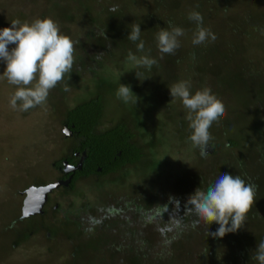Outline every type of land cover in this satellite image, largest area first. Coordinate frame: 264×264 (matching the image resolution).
<instances>
[{
    "label": "trees",
    "instance_id": "16d2710c",
    "mask_svg": "<svg viewBox=\"0 0 264 264\" xmlns=\"http://www.w3.org/2000/svg\"><path fill=\"white\" fill-rule=\"evenodd\" d=\"M44 1L46 4L45 12H48V14L44 15V12L39 17L47 16L53 18L62 26L60 29L64 28V34L66 30L76 25L75 17H79V14L85 20L83 26L85 31L81 32L78 38L73 36L74 41H80L75 47L81 52V57L79 55L75 56V64L70 78L83 79L80 74L82 71L85 72L86 68L91 73L90 77L94 76L96 71L110 74V80L116 81L112 83V89L107 93L113 92L114 89L117 90L121 83L129 85L133 95L138 97L137 103L144 100V106L147 108L148 105H151L154 112L158 114L157 109L164 103V99L171 96L169 87L178 81L187 80L186 76L175 73L177 72L175 70L185 66L183 64L185 63L189 64V71L194 75L193 79L189 81L198 90L205 87L213 88L217 85L225 86L223 82L227 79L230 80L228 87L231 90L242 91L248 89L251 94L247 96L245 101L241 102L242 111H253L257 114L253 118L251 114L246 113L250 118L249 126L257 125L255 123L257 121H262L264 124V60L262 57L264 53V0H192L190 6L187 5V0H169L165 2V5L164 3L160 4L162 0H106L101 2L96 0H73L70 4L69 0L66 2L68 3L67 6L71 7L72 4H76V7L71 9V13L66 9V6H63L64 3L62 4L61 0V2L57 0ZM95 1L96 5L100 6L98 10L93 5ZM33 3L34 0H24L22 10H20V7L17 8V14L14 19L21 20L24 18V12L28 13ZM193 10L199 11L203 15V26L210 28L215 33L216 39L214 42L209 41L200 45L192 44L196 24L188 19V13ZM130 22L132 24H140V39L145 44L143 52L137 51L136 43L139 41L133 43L127 39L128 35H124L128 30L130 32L131 28L120 32L115 31L116 26ZM169 22L183 28L185 31V35L179 38L180 47L175 54H162V63L156 56L155 59L158 63L151 70L147 68H139L137 71L130 70L129 67L133 66L128 64L130 62L127 59L129 51L133 54L138 52V56L148 55L154 58L153 48L157 44L155 34L160 28L168 27ZM104 32L105 35L103 34ZM186 38L188 41H185ZM258 51L261 53L255 54ZM97 55H99V58H97ZM248 55L251 56L246 57ZM111 61H115L114 64H109ZM160 65L163 69L159 70V72L163 73L166 80L156 83L155 73ZM129 72H132V74ZM136 72L141 74L140 79L136 76ZM70 78L66 75L63 82ZM66 84H70V82ZM155 87L157 90L163 91L161 99L155 100ZM107 93L98 92L96 96H92L88 100L82 101L64 111L63 123H67L68 126L73 125L76 129H90L84 130L87 142L78 148L81 151L85 149L87 154L83 169L84 173L91 174L96 167H101V172L97 176L102 177L104 174L117 173L120 174L122 179L127 172H132V169L137 171L139 165L141 166L140 169L143 170L149 164L152 152L160 150L162 144L155 143L150 139L145 140L142 134H134L131 131L133 126L143 123L142 113L135 108L137 103L132 106L135 109L133 113L134 119L126 118L125 121L121 119L106 131L98 132L94 129L92 130V126L101 125L104 112L103 101ZM139 96L143 97L139 98ZM167 112V109H165L158 114L161 124L163 123L161 118H169L166 115ZM169 122L171 125L169 132L172 135L173 142L175 140L180 141V139L182 141L184 138L181 136L185 135L187 138L190 136L189 122H187L185 117L180 122H175L173 119H170ZM187 132L188 134L186 135ZM136 135L142 139L141 144L134 139ZM255 135V140L251 145L244 144L239 137L234 136L232 139H228V146L238 148V151L233 154V157L229 156V159L224 162L225 165H221L225 171L231 170L229 174L240 175L247 183L253 184L257 189L255 204L247 214V221L242 227L249 233L241 241L237 242L236 237L232 239L234 237L232 236V234L234 235L233 232L227 233L222 238L207 236L208 231L210 233L215 232L219 225L213 222L207 226L201 222L194 228L193 221L197 218L194 214L187 212L188 199L196 189L202 188L206 190L219 177L220 172H223L221 168L216 170L215 164L207 165L208 171L205 172V167L201 174L200 169L196 175H185L177 179L181 186L175 188V193L177 198L179 197L178 200H183L184 206H186L183 217H179L177 214L174 217L162 210L163 207L167 208V204L170 202L168 199L165 203L154 208L153 203L149 201L139 203V200L130 198L128 201L125 200L123 207L117 206L119 209L116 210V214L113 212L111 215L104 214L103 217L105 219L111 218L113 221L111 223L109 221L102 222V233L107 238L112 237L111 240L115 243L117 238L115 230H117L119 238L121 236V240L124 239L126 245L128 232L135 239L142 236L140 231L129 227L131 212H137L138 216L145 217L148 212L156 211L161 216H166L167 214L178 226H184L182 230L175 227V238L170 239L171 246L167 253L168 255L174 252L177 245L175 243L179 239L187 241L188 236H193L194 240L201 243V248L195 246V251L189 252L193 253L191 256L193 260L189 261H192L190 264H258V261L252 258L258 243L252 240L254 230L251 231L249 222L251 220L258 219L260 221L264 219V143L257 142L256 138L258 136L257 134ZM181 141L179 145L182 143ZM209 147L216 152L217 146L214 143L210 142ZM173 149L174 147H172ZM108 155L116 156L110 164L106 160ZM143 157H146V159ZM200 160L203 161L201 152ZM252 160L261 163V169L251 168L248 170L246 163ZM125 165L128 166L123 168ZM184 178H186V181ZM176 183L177 181L174 184ZM171 200L175 199L172 198ZM177 217L182 219V221L176 219ZM112 228L114 230H110ZM155 231L157 230L154 229ZM157 235L155 232V237L161 240V236ZM148 241H151V238H143L144 243ZM217 242L225 243L219 245L218 251L215 246ZM129 246L126 245L120 249L117 243L115 249L119 251L117 253L125 252V249ZM128 252L129 254L126 256L128 264H150L151 262L150 259H144L145 255L141 253L139 246L138 248H131ZM198 257L199 261L197 262Z\"/></svg>",
    "mask_w": 264,
    "mask_h": 264
},
{
    "label": "rangeland",
    "instance_id": "374dc122",
    "mask_svg": "<svg viewBox=\"0 0 264 264\" xmlns=\"http://www.w3.org/2000/svg\"><path fill=\"white\" fill-rule=\"evenodd\" d=\"M24 0H0V28L10 27L11 21L17 14V8L22 10V3ZM62 1L63 6L70 11L76 7V4H72L71 7L67 6L69 0H57ZM73 0H70L69 4ZM98 2L106 0H96ZM94 7L98 10L100 6ZM169 0H162L160 4L168 2ZM192 0H187V5L190 6ZM149 3V2H148ZM46 10V4L44 0H34L31 10L24 12V18L21 21L31 22L35 18L41 16ZM50 11V10H49ZM74 11V10H73ZM48 14V12H45ZM76 14V12H75ZM74 14V15H75ZM76 25H73L70 29L66 30L65 34L73 39L79 37L83 29L85 20L83 16L79 14V17H75ZM87 22V21H86ZM60 25V23H59ZM132 23H124L115 27V31H123L128 28H132ZM62 26L60 25V28ZM64 34V28L60 29ZM129 30L124 35H129ZM185 41H188L187 38ZM77 46V44L75 45ZM150 46V42H149ZM12 47L11 45L9 46ZM154 58L157 56L160 63H162V53L158 50L157 44L154 45ZM263 51V50H261ZM119 52V51H117ZM261 52H255L260 54ZM139 57L138 52L134 53ZM75 56L81 57V52L75 47ZM248 55L246 57H250ZM152 57V56H151ZM264 60V53L262 55ZM115 61L109 62L114 64ZM259 63V62H258ZM133 67H129L132 71H137L139 67L135 68L132 62L128 63ZM185 66H181L179 70H175L177 75L186 76L187 80H192L194 75L189 71V64L183 63ZM5 63L0 61V264H128V260L124 254L117 253L115 246L119 244L120 249L126 245H130L125 249V252L134 247L138 248L141 253L145 255L144 259H150V264H190L189 262L193 258L195 246L201 248L199 241L194 240L193 236H188L187 241L185 239H179L175 244L174 252L169 253L170 241L160 240L157 237L151 238V241L143 242V237H134L128 232L125 240L119 238V232L115 230L117 238L115 243L112 237L102 239V229L95 230L87 228L88 232L84 234L80 233L79 228L74 226H66L61 235L67 234V231H71L69 234H74L69 240H63V242L57 241V243L48 241L44 234L45 229L41 232H36L27 237H19L16 242H13L19 229L18 226H12L11 221L21 216V197H18V191L23 190L26 184L32 182L40 183L49 179L52 181V171L54 167L52 162L60 155L64 154L67 143L64 141L61 128L63 126V112L74 107V105L84 102L96 96L98 92L107 93L112 89V83L116 80H110V74H105L101 71H96L95 75L90 77L91 73L86 68V71L81 72L83 79L78 80L75 78L67 79L65 82H70V91L65 92V82H60L55 88H53L47 98V101L35 108H32L26 112L14 110L10 106V98L15 92L16 88L10 85L6 79L2 77ZM163 69L160 65L155 73V82L165 81L163 73L159 70ZM132 74V72H129ZM229 78V77H228ZM66 79V78H65ZM64 79V80H65ZM100 79V80H95ZM191 82V81H190ZM230 80L223 82L225 86L217 85L216 87H209L211 92L220 99L225 105L227 112L225 117L217 125L214 124L211 128L213 140L216 147V152L212 148H208L206 156H203V161L200 160V149L194 147L191 141L184 135V138L179 145L180 141L173 142L172 135L170 134V119L175 122L186 117V109L179 98L167 97L164 99L161 107L157 109L159 114L163 110L167 109V119H163V123L159 122V115L156 114L151 105L147 108L144 106V100H141L136 104V110L142 113V121L138 126H133L131 131L134 134L143 135L145 140H153L155 143H161V149L153 151L150 162L141 170L139 165L137 171L132 169V172H128L124 176V180L121 179L120 174L96 177L91 179L86 178L81 180L74 192L70 195H65L68 201L73 206L79 207L83 203H88L91 207L104 211L106 206L99 207V205L116 206L117 203L122 204L125 200L137 199L139 202L149 201L154 204L155 200L162 199L163 197H169L176 195L175 188H179L181 183L178 178L185 175H196L200 170V174L208 171L207 165L216 166V170L225 165L224 162L230 157H233L238 151V148H231L228 146L227 140L232 137H239L246 145H251L255 140V134H257V142L264 143V124L262 121L255 122L257 125H250V118L246 113L251 114L254 118L257 114L253 111L243 112L241 102L245 101L250 91L248 89L237 91L231 90L228 87ZM198 90L191 83V91L195 93ZM116 89L113 92H109L105 95L103 101V116L101 119L102 128L107 126H113V124L121 119L125 121L126 118L134 119L131 102L124 103L118 99L115 95ZM163 96L162 90L154 88L155 100L161 99ZM143 97V96H142ZM139 96V98H142ZM253 107V106H252ZM186 119V118H185ZM187 120V119H186ZM127 121V120H126ZM188 122V121H187ZM191 130V129H190ZM192 131V130H191ZM254 132V134H253ZM180 134V133H179ZM188 132L186 133V135ZM255 135V136H254ZM134 139L141 144V138L137 135ZM174 143V146H173ZM256 143V142H255ZM172 147L174 149L172 150ZM170 151V152H168ZM145 153V149H144ZM146 159V157H143ZM177 158V159H174ZM222 165V166H221ZM249 169H261L262 164L256 160L246 163ZM220 173H229L222 169ZM219 173V172H218ZM52 176V177H51ZM186 181V178H184ZM175 181H177L176 184ZM184 184V183H183ZM28 186V185H26ZM175 186V187H174ZM109 193L108 195H106ZM168 194V195H167ZM167 195V196H166ZM22 196V195H21ZM105 198V200H100ZM178 200H172L177 202ZM71 204V205H72ZM63 205L66 206L65 202ZM70 205V206H71ZM67 207L64 210V214H68L74 210V207ZM98 206V207H97ZM123 206V205H122ZM176 206L173 204V209ZM92 208V209H93ZM131 212V211H130ZM86 213H90V210L82 211L81 215L85 216ZM96 213V210H95ZM76 214L80 215L79 211ZM99 214V212L97 213ZM95 214H93L94 217ZM60 215H58V218ZM264 218V217H263ZM57 219V216L55 217ZM258 220V219H257ZM251 220L252 240L258 243L264 240V219ZM11 225V229L6 227ZM129 227H133L130 225ZM134 228V227H133ZM184 228V226H183ZM130 229V228H128ZM110 230H114L113 228ZM90 231V232H89ZM170 231H174L171 228ZM232 239L237 238V242L241 241L249 233L245 229L240 228L238 231L233 232ZM191 234V233H189ZM132 237V241L131 240ZM230 238V236H229ZM57 240L58 237H57ZM225 243L229 245L226 241ZM224 242H217L216 250L220 247V244ZM119 249V250H120ZM127 250V251H126ZM217 250V251H218ZM142 256V254H140ZM199 257L197 258V262ZM189 262V263H188Z\"/></svg>",
    "mask_w": 264,
    "mask_h": 264
},
{
    "label": "clouds",
    "instance_id": "9594fccd",
    "mask_svg": "<svg viewBox=\"0 0 264 264\" xmlns=\"http://www.w3.org/2000/svg\"><path fill=\"white\" fill-rule=\"evenodd\" d=\"M188 19L196 24L193 45L215 41V33L203 26L204 18L199 11H190ZM140 34V24H133L127 39L133 43L139 41L136 43L137 51L143 52L145 44ZM184 35L183 28L169 22L168 27L160 28L155 34L158 50L162 54H175L180 47L179 38ZM79 42L63 34L59 23L47 16L37 17L31 22L13 19L10 27L0 28V61L6 65L2 77L16 88L9 101L11 108L26 112L44 104L50 91L66 75L70 78L75 64V45ZM127 59L135 68L145 67L148 70L158 63L155 58L148 55L137 57L131 51ZM136 76L140 79L141 74L136 72ZM63 90L70 91L69 85L65 84ZM169 90L171 97L179 98L186 109L185 118L192 130L188 139L200 149L202 156H206L213 140L211 128L225 117V105L210 88L193 93L189 80L178 81ZM115 95L126 104H136L138 100L130 86L122 83ZM256 194V187L240 175L221 173L206 190L198 188L189 197L187 212L197 218L193 221L194 228L201 222L207 226L217 223L218 229L211 233L208 231L207 236L222 238L244 226L247 214L255 204ZM252 258L258 264H264V240L258 242Z\"/></svg>",
    "mask_w": 264,
    "mask_h": 264
},
{
    "label": "flooded vegetation",
    "instance_id": "af4514ba",
    "mask_svg": "<svg viewBox=\"0 0 264 264\" xmlns=\"http://www.w3.org/2000/svg\"><path fill=\"white\" fill-rule=\"evenodd\" d=\"M110 127L113 126H107L106 128H102V126H92L91 129L99 132L104 130L106 131ZM84 130L87 131L90 129H76V127L73 125L68 126L67 123H63L61 133L64 141L68 143L64 154L60 155L55 159L56 161L52 162V166L54 167L51 173L53 176H51L52 181L48 182L49 179H45V181H42L40 183H28L26 184L28 186L25 185V188L23 190L18 191V197H21L22 206L20 209L21 216L10 222L12 226H18L19 228L13 242H16L19 237H26V241L28 236L36 232H41L42 229H45V238L48 241H52L55 243H57V241L63 242V240H69L74 235L69 234L71 231H67V229V234L61 235L63 233V229L65 230L66 226L69 227L76 225L79 230H83L79 231L82 234H84V232H88L86 227L90 228V230H95V227H97L96 230H101L103 221H109V223L113 221L111 218L108 220L105 219L103 217L104 214L111 215L112 212L116 214V210L119 209L117 206L119 205L121 207L124 204L119 202L116 204V206L99 205V207H107L105 208L106 211L101 212L100 209L93 208L88 203H83V205L75 208L73 204L68 201V198L64 199L65 195H70L75 191L74 189L77 188L78 184L82 182L81 180L86 178L91 179L93 176L99 177L97 175L101 172V167H96L95 171L91 174L83 172L87 154L85 149L81 151L78 148H80L85 142H87V139L84 135ZM73 145L75 146L73 147ZM115 157L116 156L114 155H108L106 158L108 164H110L112 160L115 159ZM79 164H81V168H78ZM127 166L128 165H125L123 168H126ZM115 174L117 173L104 174V176L107 177ZM122 180H124V177L122 178ZM55 183L59 184L44 195V189L47 186ZM108 194L109 193H107L106 195ZM172 198L177 200L179 199V197L177 198V195L163 197L158 201L155 200L153 206L154 208H156L159 205L165 203V201L168 199L170 200V202H168L167 208L163 207L162 210L168 215L175 217V214H177V216L183 217L186 210L184 201L178 200L175 204V202H171ZM100 200H105V198ZM63 202H65L66 206L63 205ZM141 203H144V201H142ZM173 204L176 206L174 209ZM68 206H73L74 210L72 212H69L68 214H64L63 211L67 210ZM128 206L130 205L128 204ZM86 210H90V213H86L85 216H82V211ZM76 211L80 212L79 217L76 214ZM98 212L99 214H97ZM136 213L133 211L131 212V215L129 216V225H132L134 227V230L140 231L144 239L154 238L156 232L158 234L157 236L160 235L163 240L170 241L171 238H175L174 235L176 229H183V227L178 226L176 223H174L167 214L166 216H161L160 213L151 211L148 212L145 217H143L141 215L138 216ZM93 214H95L94 217ZM58 215H60L59 218ZM56 216L57 219H55ZM176 219L182 221V219L178 217ZM11 225L8 224L7 227L11 229ZM171 228H173L174 231H170ZM154 229H156L157 231L154 232ZM57 237L59 240H57ZM102 239H107V236L102 235ZM120 253L124 254L125 258L127 254H129L127 252Z\"/></svg>",
    "mask_w": 264,
    "mask_h": 264
},
{
    "label": "water",
    "instance_id": "95a60500",
    "mask_svg": "<svg viewBox=\"0 0 264 264\" xmlns=\"http://www.w3.org/2000/svg\"><path fill=\"white\" fill-rule=\"evenodd\" d=\"M78 168H81V164L78 165ZM58 184H59V183H55V184H51V185L47 186V187L44 189V191H43L44 195H45L48 191H50L51 189L55 188Z\"/></svg>",
    "mask_w": 264,
    "mask_h": 264
}]
</instances>
